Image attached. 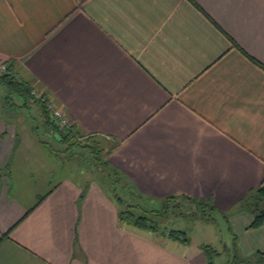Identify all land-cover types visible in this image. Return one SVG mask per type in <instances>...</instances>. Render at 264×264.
Returning a JSON list of instances; mask_svg holds the SVG:
<instances>
[{
  "label": "crops",
  "instance_id": "0c3cea01",
  "mask_svg": "<svg viewBox=\"0 0 264 264\" xmlns=\"http://www.w3.org/2000/svg\"><path fill=\"white\" fill-rule=\"evenodd\" d=\"M193 1L0 0V65L82 136L116 141L105 159L144 195L209 199L228 223L242 220L239 258L253 259L264 220L251 227L242 202L264 186V0ZM10 114L0 116V264H206V244L119 223L95 180L50 182L40 161L14 160Z\"/></svg>",
  "mask_w": 264,
  "mask_h": 264
},
{
  "label": "trees",
  "instance_id": "16d2710c",
  "mask_svg": "<svg viewBox=\"0 0 264 264\" xmlns=\"http://www.w3.org/2000/svg\"><path fill=\"white\" fill-rule=\"evenodd\" d=\"M191 1L192 3L197 5L193 0ZM0 88L3 89L6 95L4 96L5 100L2 99L4 100L3 104H5V101L8 99L6 104L9 105L10 108L14 106H16V108L27 107L25 105L29 102H33L39 107V115L42 118L43 127L49 134H51V138L54 141L60 142L62 145H65V148L60 152H68L73 148H77L82 152L85 150L88 152L91 159L96 163L99 160L98 154L99 152L101 153L102 159H100V164H102V166L106 168L109 177H105L107 179L106 182L103 181L104 179L102 180L100 177L99 178L101 180H95H99L97 181V183L100 188L104 193L111 197V199H113V201L117 205V221L119 223L149 233L163 234L169 239L177 240L183 244H188L189 238L187 237L184 230L165 228L163 230H160L159 224L156 219L160 216L164 217L169 208H178V204L182 200L186 203L191 204L192 206H199V208L194 212L193 215H204L205 210H216L209 199H197L187 195L179 194L174 196H167L159 200L160 202H156L155 200L157 199H153L138 191L137 188L127 179V177H125L123 173H121L116 167L111 165L105 159V156L117 145L116 141L112 142L111 144H106L103 138L96 136L94 137V135H85L84 138H82L83 136L76 130L73 123L66 130H62L61 128H59L51 119L49 111L46 108L45 101L50 100V98L47 97V94L41 88L34 86V88L40 92L41 96L35 97L31 93V91L34 90L32 89V86H30L29 83L25 81L17 79L13 75V73L10 72L9 65L5 66L3 71H0ZM14 97L17 98V101H14ZM34 135H36L35 132ZM80 137L83 141L79 140ZM39 142L44 144L47 143L43 140H39ZM54 152L56 154L58 153V151L56 150ZM86 187V185L82 187L81 192L78 196V203L84 196ZM120 188L126 189L127 196L133 198L135 202H132L131 204L124 197L117 195L116 190ZM46 194L47 193L38 196L33 206H35L37 202L42 200ZM153 202L154 204L157 203L158 206H153L152 208H150L148 204L152 205ZM119 206H122V208ZM242 209L247 210L254 215L251 227L259 226L262 223V221L264 220V186L261 185L248 193V195L242 202ZM29 210L30 209H28L26 213ZM235 238L236 237H234V240ZM201 248L206 259V264H213L212 255L214 254V250H212L209 245H202ZM257 254L258 255L253 256V259L241 258L239 262L260 263L264 261V254Z\"/></svg>",
  "mask_w": 264,
  "mask_h": 264
},
{
  "label": "rangeland",
  "instance_id": "374dc122",
  "mask_svg": "<svg viewBox=\"0 0 264 264\" xmlns=\"http://www.w3.org/2000/svg\"><path fill=\"white\" fill-rule=\"evenodd\" d=\"M29 85L34 89H31V93L35 96L34 93L39 91L34 88V84ZM4 96L6 95L3 89L0 88V116L5 118L7 112L12 113L10 114L13 116L11 120L16 126L19 138L18 149L13 156L14 160L21 156L31 158L33 164L40 161L42 167H45L48 171L51 170L53 173L49 178L50 182L59 180L62 177H70L78 181L80 179H104L103 181H107L105 177H109V175L106 168L100 164V159H102L100 152L97 163L91 159L85 150L82 152L77 148H73L68 152H60L65 148V145L54 141L51 134L43 127L39 107L35 103L29 102L25 105L27 107L16 108L14 106L10 108L6 104L8 99L5 101L6 106L3 104ZM14 99V101H17V98L14 97ZM34 132L36 135H34ZM82 138L80 137L79 140L83 141ZM39 140L47 143H40ZM55 150L58 151L57 154L54 152ZM116 192L117 195L124 197L129 203L135 202L133 198L127 196L126 189L120 188ZM148 206L152 208L158 205L153 202L152 205L148 204ZM178 206V208H169L164 217L160 216L156 219L160 230L164 228L184 230L194 248L201 244L209 245L214 250L212 255L213 264H242L239 262L240 251L237 246V238L239 236L243 238L247 235L243 232L242 220H235L230 224L219 212L209 210H205L204 215H193L199 206H192L183 200L180 201ZM119 207L122 208V206ZM150 235L153 236L152 233ZM233 236L236 237L235 240ZM243 264L247 263L243 262Z\"/></svg>",
  "mask_w": 264,
  "mask_h": 264
},
{
  "label": "built area",
  "instance_id": "2783aa9c",
  "mask_svg": "<svg viewBox=\"0 0 264 264\" xmlns=\"http://www.w3.org/2000/svg\"><path fill=\"white\" fill-rule=\"evenodd\" d=\"M4 70V66L0 65V71ZM36 97L39 96V92L34 93ZM46 108L49 111L51 119L57 124L62 130H66L71 126L70 120L66 117L65 113L59 108L53 101H45Z\"/></svg>",
  "mask_w": 264,
  "mask_h": 264
},
{
  "label": "water",
  "instance_id": "95a60500",
  "mask_svg": "<svg viewBox=\"0 0 264 264\" xmlns=\"http://www.w3.org/2000/svg\"><path fill=\"white\" fill-rule=\"evenodd\" d=\"M55 136V135H54Z\"/></svg>",
  "mask_w": 264,
  "mask_h": 264
}]
</instances>
